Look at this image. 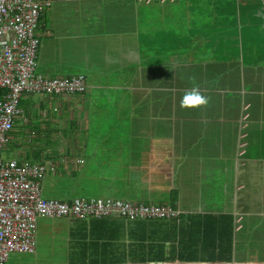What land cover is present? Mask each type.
Returning a JSON list of instances; mask_svg holds the SVG:
<instances>
[{
  "label": "crops",
  "instance_id": "obj_1",
  "mask_svg": "<svg viewBox=\"0 0 264 264\" xmlns=\"http://www.w3.org/2000/svg\"><path fill=\"white\" fill-rule=\"evenodd\" d=\"M35 34L36 72L51 79L82 76L86 89L65 99L23 98L12 145L22 147L45 108L41 123L52 117L57 130L70 127L60 156L74 171L83 157H103L95 169L100 182L125 197L109 201L181 211L178 219L145 221L153 251L174 248L175 259L164 264L264 263L247 258L264 250L256 242L264 236V0H55ZM192 76L211 98L207 108L179 106ZM101 103L109 109L99 115L101 123L114 125L88 131L86 107ZM125 109L129 129L121 131ZM164 223L181 226L192 245L202 224L210 238L220 228L231 233L232 262L208 261L219 258L202 257L179 236L168 241ZM181 251L191 262L179 260Z\"/></svg>",
  "mask_w": 264,
  "mask_h": 264
},
{
  "label": "built area",
  "instance_id": "obj_2",
  "mask_svg": "<svg viewBox=\"0 0 264 264\" xmlns=\"http://www.w3.org/2000/svg\"><path fill=\"white\" fill-rule=\"evenodd\" d=\"M54 1L0 0V264L7 263L10 253L35 252L41 217L153 221L178 219L181 215L179 209L166 204L85 197L70 202L45 199L42 182L54 161L38 163L32 158L15 156L2 159V151L12 145V131L21 118L23 98L54 95L65 99L86 89L82 76L51 79L36 72L39 40L35 32L41 13ZM26 141L31 143L32 137Z\"/></svg>",
  "mask_w": 264,
  "mask_h": 264
},
{
  "label": "rangeland",
  "instance_id": "obj_3",
  "mask_svg": "<svg viewBox=\"0 0 264 264\" xmlns=\"http://www.w3.org/2000/svg\"><path fill=\"white\" fill-rule=\"evenodd\" d=\"M30 97H33L30 95ZM102 103L99 105H92L86 107L87 113H89L90 120L86 122V125L91 124V132H103L106 127L114 124H102V118L99 116L104 111H108ZM129 109H125L123 123L118 125L117 128L121 131H128ZM48 114V112H47ZM40 115H46V109H40L37 113L36 121L37 125L30 132L32 137V143L25 140L21 144L22 147L15 148L13 145H8L7 149L2 151V159H6L11 156H21L20 152L25 151L28 148L31 149L29 157L38 156L39 150H45L50 156L56 157L58 160L54 161V166L47 172L42 182V197L50 200L58 201H72L77 197L86 198H99L102 200L124 199L121 195H114L110 190L106 188L105 183L100 182L98 172L95 169H99L101 166L98 163L99 160H103L102 156L96 157H83L85 164L78 170L74 171V165L65 156H60L62 151L60 143L64 140L65 135L70 133V127L66 130L56 129L58 124L53 122L52 117L48 119V123H41ZM120 119V118H119ZM118 119V120H119ZM20 120V119H19ZM19 122V121H18ZM60 132L62 134H57ZM44 134L48 136L46 138L50 143H47L44 138H39ZM40 139V140H39ZM41 140H44L41 141ZM12 144L15 140L11 138ZM56 143L59 145L56 146ZM47 156L48 154H42ZM91 156H96V153H91ZM74 159L72 157H69ZM104 174H106L104 172ZM111 198V199H109ZM73 219H51L41 217L37 225V237L35 252L29 255L21 253H10L6 264H70L71 256L67 251L68 242V227L69 223ZM264 232V229H263ZM257 244L264 245V236L257 237ZM69 254V256H68ZM255 256V257H251ZM249 260L264 259V250L253 251L247 256ZM70 259V260H69Z\"/></svg>",
  "mask_w": 264,
  "mask_h": 264
},
{
  "label": "trees",
  "instance_id": "obj_4",
  "mask_svg": "<svg viewBox=\"0 0 264 264\" xmlns=\"http://www.w3.org/2000/svg\"><path fill=\"white\" fill-rule=\"evenodd\" d=\"M53 117H55V113H53ZM13 134H15V128L12 131ZM42 141L44 142V140ZM45 141L50 143L47 139ZM37 157L42 158V153L38 152ZM147 228L148 225L145 221L102 219L87 222L74 219L68 227L67 251L71 256L70 264H164L172 262L175 259L173 246L168 252L165 251V248L160 253L153 251L152 244H146L148 241L146 237ZM164 228L168 241L173 242V239L179 236L183 246L196 249L202 257L208 256L211 252L208 257L219 258V260L208 261L231 263L233 260L232 235L229 233L227 236L221 228L210 238L206 233L204 224H202L200 227L201 237L193 245L191 236L185 237L181 226H176L175 223L170 225L164 223ZM184 241L186 242L184 243ZM226 244L228 250L224 254ZM146 247L149 248L148 251H146ZM189 259L182 251L179 253L181 262H191Z\"/></svg>",
  "mask_w": 264,
  "mask_h": 264
},
{
  "label": "clouds",
  "instance_id": "obj_5",
  "mask_svg": "<svg viewBox=\"0 0 264 264\" xmlns=\"http://www.w3.org/2000/svg\"><path fill=\"white\" fill-rule=\"evenodd\" d=\"M189 79L192 86L186 89L181 96L179 102L180 108L184 110H200L207 108L211 102V98L205 95L201 90V86L196 83L195 76H192Z\"/></svg>",
  "mask_w": 264,
  "mask_h": 264
},
{
  "label": "bare ground",
  "instance_id": "obj_6",
  "mask_svg": "<svg viewBox=\"0 0 264 264\" xmlns=\"http://www.w3.org/2000/svg\"><path fill=\"white\" fill-rule=\"evenodd\" d=\"M262 264H264V263H262Z\"/></svg>",
  "mask_w": 264,
  "mask_h": 264
}]
</instances>
